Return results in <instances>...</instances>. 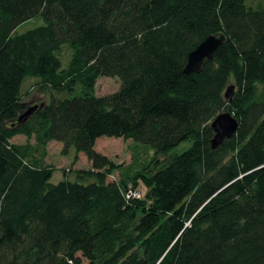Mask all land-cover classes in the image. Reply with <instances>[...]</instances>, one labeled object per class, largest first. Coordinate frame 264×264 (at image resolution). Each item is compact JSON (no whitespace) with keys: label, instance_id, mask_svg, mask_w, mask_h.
Instances as JSON below:
<instances>
[{"label":"trees","instance_id":"trees-1","mask_svg":"<svg viewBox=\"0 0 264 264\" xmlns=\"http://www.w3.org/2000/svg\"><path fill=\"white\" fill-rule=\"evenodd\" d=\"M217 33L214 60L185 73ZM104 76L120 88L99 96ZM225 111L238 129L212 149ZM103 136L152 156L121 171L95 149ZM52 141L91 168L51 182L36 155ZM84 261L264 264V0H0V264Z\"/></svg>","mask_w":264,"mask_h":264},{"label":"rangeland","instance_id":"rangeland-1","mask_svg":"<svg viewBox=\"0 0 264 264\" xmlns=\"http://www.w3.org/2000/svg\"><path fill=\"white\" fill-rule=\"evenodd\" d=\"M40 24H43L41 18L26 21L18 27V32H24ZM64 64H66L65 60ZM30 80L31 79H28V81L24 83L25 91H28L31 88L32 81ZM119 88L120 80L118 78L104 76L100 77L97 81L96 93L99 96H104L116 92ZM31 92L33 93V91ZM32 93H30V95L26 98V100L32 103L47 97V95L38 92L34 95H32ZM30 106H33V104ZM13 141L24 143L27 140L25 136H16ZM30 142L34 144V140H31ZM189 146L190 142L181 143L180 145L171 149L167 154L160 156V160H168L172 155L182 153ZM62 149V143L58 141H52L46 146V148L40 149L36 155L40 161L43 162V164L53 167L54 171L51 178V182L53 183H57L64 178L75 180L76 174L74 171L76 169L91 168V162L83 153L78 154L77 161H74L75 150L71 148L68 153H63ZM95 149L98 152L106 155L115 163L121 164V171H127V169L131 166L136 167L137 164L143 163L152 156V151L149 146L131 139H123L122 137H100L96 141ZM42 153H44V156H42ZM119 178L120 174L117 171L113 175L109 176V180ZM140 188L141 194L144 195L146 188L142 185ZM85 263L86 262L84 261L83 264Z\"/></svg>","mask_w":264,"mask_h":264},{"label":"water","instance_id":"water-1","mask_svg":"<svg viewBox=\"0 0 264 264\" xmlns=\"http://www.w3.org/2000/svg\"><path fill=\"white\" fill-rule=\"evenodd\" d=\"M225 40V35L221 33L207 36L189 53L184 72L187 74L200 73L206 61L214 60L215 51ZM234 90L235 86L233 84L229 85L225 91V97L231 100ZM37 107L38 105L30 106L21 115L20 119L30 115ZM210 126L214 132V136L211 139V147L212 149H216L222 145L225 140L233 136L238 129L239 122L230 112L225 111L217 115Z\"/></svg>","mask_w":264,"mask_h":264}]
</instances>
